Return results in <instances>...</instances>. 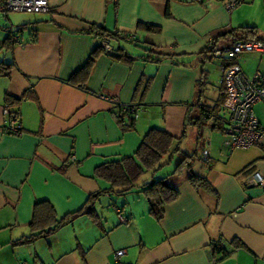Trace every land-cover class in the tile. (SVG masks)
I'll return each instance as SVG.
<instances>
[{
  "label": "crops",
  "instance_id": "1",
  "mask_svg": "<svg viewBox=\"0 0 264 264\" xmlns=\"http://www.w3.org/2000/svg\"><path fill=\"white\" fill-rule=\"evenodd\" d=\"M246 28L264 41V0L232 11L223 0H49L47 13L0 14V61L13 63L0 76V264H264V191L248 184L253 172L264 174V146L230 151L209 140L221 134L215 117L201 134L194 122L220 93L210 103L205 87L195 103V84L211 63L201 64L199 54ZM98 30L133 40L113 36L109 53ZM98 47L83 86L72 85ZM124 52L129 57L118 56ZM22 96L5 114L6 98ZM108 98L138 105L134 127ZM16 114L20 133L5 131ZM152 128L177 146L162 168L145 171L127 191L97 173L133 156ZM182 153L196 154L192 168L215 193L193 188L187 169L175 172ZM164 177L179 194L156 220L140 189ZM41 201L60 219L85 204L92 211L20 243ZM218 242L226 256L213 252Z\"/></svg>",
  "mask_w": 264,
  "mask_h": 264
},
{
  "label": "trees",
  "instance_id": "2",
  "mask_svg": "<svg viewBox=\"0 0 264 264\" xmlns=\"http://www.w3.org/2000/svg\"><path fill=\"white\" fill-rule=\"evenodd\" d=\"M137 26L142 27L143 29L150 32L159 31V27L146 23H137ZM99 34L102 36L103 43L108 44L109 40L114 36L116 39L127 40L126 34L122 32L115 33H103V31L98 30ZM254 29L246 28L242 29L239 32L236 30H232L228 35L223 36L224 39H227V44L229 45L234 39H243V40H263L254 36ZM133 40V39H131ZM223 46H217L216 42L211 43V45L205 47L203 51L199 54L201 58V64L205 63V61L212 62L214 60L213 52L217 48H222ZM101 47L96 48L91 55L89 56L84 67L76 72L70 79L69 82L72 85L83 86L82 81L89 74L90 67L94 61L96 54L101 50ZM105 50V48H104ZM123 52V49H119ZM121 58H127L129 55L127 53H122L118 55ZM13 63H4L0 61V76H7L10 73V69L12 68ZM206 72H202L201 78L195 84V91L197 93L195 103H199V100L202 98L203 92L207 85L206 81ZM79 80V82H74ZM220 93L219 97L216 100L215 104L212 107H207L203 109L202 115L195 119L194 122L196 126L199 128V133L201 134V129L203 125L207 122L209 118H214L212 125L213 129L218 130L221 133V128L223 127L225 121V115L223 114L222 102H223V94H224V86L220 84ZM24 99V96L21 98H6V106L17 105L21 100ZM119 111L120 118L127 114L131 117L128 128L134 127L135 119L129 113H125L121 111L117 105H113ZM201 107H204L203 105ZM222 111L220 114L219 112ZM17 115V114H16ZM15 115V116H16ZM18 116V115H17ZM19 117V116H18ZM174 139L163 129L161 128H152L150 129L143 137L140 146L137 148L133 156L125 157L120 161L112 162L105 164L97 170V173H101L104 177L107 176L108 180L113 184L121 183L123 185V191L129 190L133 184L137 181V179L148 170H157L162 168L165 165L164 159L171 157V155L175 152H178L177 146L173 145ZM173 147V148H172ZM196 154H186L182 153L175 167V172L180 171L182 168L187 169L188 172V181L195 189H204L211 193H215V189L210 185L206 177L197 174L193 168L192 164L195 160ZM140 193L145 197L148 207L149 213L156 219L160 220L164 213L165 205L174 201L178 197V190L171 186L167 179L160 178L151 181L148 184H145L141 187ZM97 193H93L89 196V202L92 199L96 198ZM90 205H84L83 208L77 210L75 212L69 213L63 218H56L55 211L50 202L41 201L37 202L34 206V217L33 222L31 223V233L28 236L22 237L19 239L20 243H29L34 238L40 236H46L50 233L54 232L59 226L66 224L75 216L82 213H91L92 209L89 207ZM119 210V209H118ZM120 214L121 213V210ZM123 216V215H122ZM124 217V216H123ZM125 218V217H124ZM126 219V218H125ZM126 223V221L124 222ZM218 243H215L212 248L214 253H220L222 256H226L228 253L225 248L219 246Z\"/></svg>",
  "mask_w": 264,
  "mask_h": 264
},
{
  "label": "built area",
  "instance_id": "3",
  "mask_svg": "<svg viewBox=\"0 0 264 264\" xmlns=\"http://www.w3.org/2000/svg\"><path fill=\"white\" fill-rule=\"evenodd\" d=\"M249 0H223V5L228 11H232L239 5ZM49 11V0H0V14L7 16L8 13L18 12L27 14H41ZM133 39L127 36V40ZM109 53L112 50L106 43L101 44ZM243 52L264 53V43L257 40L234 39L229 45L217 48L213 52L214 59L220 61V84L224 86L222 109L227 112L223 127L221 128L222 146L232 151L235 149H247L252 146H264V122L255 115L253 107L256 104L264 106V76L255 72L248 77L237 62V57ZM224 60L228 63L224 65ZM112 105H117L122 112L129 113L134 119L139 113L138 105L122 103L116 98L107 99ZM5 106V114H7ZM5 131L20 133L21 125L19 117L12 116L4 128ZM72 160L74 158H71ZM201 160L208 161V152L202 151ZM248 184L259 186L264 191V174L253 172ZM121 222L126 219L117 209ZM221 246V244H218ZM124 253L123 250L115 252V260ZM25 264V263H20Z\"/></svg>",
  "mask_w": 264,
  "mask_h": 264
},
{
  "label": "rangeland",
  "instance_id": "4",
  "mask_svg": "<svg viewBox=\"0 0 264 264\" xmlns=\"http://www.w3.org/2000/svg\"><path fill=\"white\" fill-rule=\"evenodd\" d=\"M18 13V12H17ZM23 14L24 13H19ZM27 14V13H26ZM30 15V14H27ZM237 62L239 63L243 72L251 77L255 72H260L261 75L264 76V53L259 54L257 52H243L238 55ZM228 63L227 60H224V65ZM207 70V94L206 100L210 103H213L219 93L220 86V61L219 59H214L211 63H209L206 67ZM255 115L258 119L264 122V106L262 104H256L253 107ZM223 114L227 117V112L223 111ZM210 141L214 142H222L221 134L215 132L213 136L209 138Z\"/></svg>",
  "mask_w": 264,
  "mask_h": 264
}]
</instances>
